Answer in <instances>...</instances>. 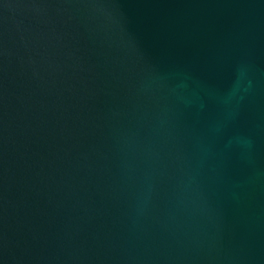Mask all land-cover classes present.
<instances>
[{"label": "water", "instance_id": "water-1", "mask_svg": "<svg viewBox=\"0 0 264 264\" xmlns=\"http://www.w3.org/2000/svg\"><path fill=\"white\" fill-rule=\"evenodd\" d=\"M0 264H264V0H0Z\"/></svg>", "mask_w": 264, "mask_h": 264}]
</instances>
